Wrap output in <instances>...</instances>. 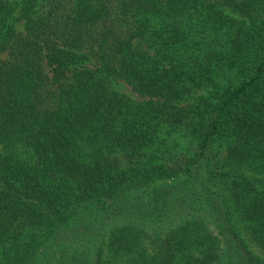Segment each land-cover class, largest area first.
I'll list each match as a JSON object with an SVG mask.
<instances>
[{"label":"trees","instance_id":"1","mask_svg":"<svg viewBox=\"0 0 264 264\" xmlns=\"http://www.w3.org/2000/svg\"><path fill=\"white\" fill-rule=\"evenodd\" d=\"M0 264H264V0H0Z\"/></svg>","mask_w":264,"mask_h":264},{"label":"rangeland","instance_id":"2","mask_svg":"<svg viewBox=\"0 0 264 264\" xmlns=\"http://www.w3.org/2000/svg\"><path fill=\"white\" fill-rule=\"evenodd\" d=\"M2 58H5V55L2 56ZM116 88L117 90L124 94L127 95L129 98H131V100L135 101V102H140L145 100V98H142L141 96L133 93L126 85H124V83L119 82L116 84Z\"/></svg>","mask_w":264,"mask_h":264}]
</instances>
